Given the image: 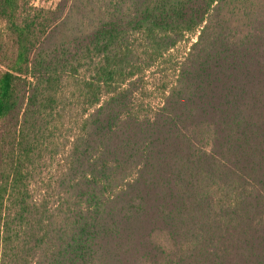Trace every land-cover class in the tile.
<instances>
[{
    "label": "trees",
    "instance_id": "1",
    "mask_svg": "<svg viewBox=\"0 0 264 264\" xmlns=\"http://www.w3.org/2000/svg\"><path fill=\"white\" fill-rule=\"evenodd\" d=\"M0 264H264V0H0Z\"/></svg>",
    "mask_w": 264,
    "mask_h": 264
},
{
    "label": "rangeland",
    "instance_id": "2",
    "mask_svg": "<svg viewBox=\"0 0 264 264\" xmlns=\"http://www.w3.org/2000/svg\"><path fill=\"white\" fill-rule=\"evenodd\" d=\"M35 4H50L53 0H34ZM196 40V36L190 35L185 40L177 44V46L171 50L172 60L169 63H163L159 67H154L146 74V87L150 91L149 100L152 104H157L160 101L161 86L164 83L171 82L175 77L173 63L181 60L187 51L189 50L192 42Z\"/></svg>",
    "mask_w": 264,
    "mask_h": 264
}]
</instances>
